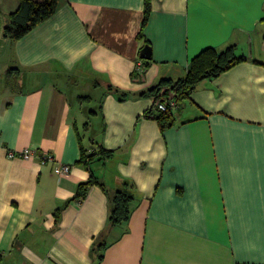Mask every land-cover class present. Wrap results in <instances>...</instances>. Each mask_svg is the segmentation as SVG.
Listing matches in <instances>:
<instances>
[{"label": "crops", "instance_id": "1", "mask_svg": "<svg viewBox=\"0 0 264 264\" xmlns=\"http://www.w3.org/2000/svg\"><path fill=\"white\" fill-rule=\"evenodd\" d=\"M19 4L0 0V264H264V0H150L144 25L145 0H62L11 40ZM230 44L246 59L200 81L172 126L144 116L161 78ZM10 66L23 92L4 86ZM71 76L102 89L90 117L77 100L93 95L72 98ZM25 147L40 153L8 157ZM99 147L112 155L79 162ZM126 183L130 215L111 226L110 196Z\"/></svg>", "mask_w": 264, "mask_h": 264}, {"label": "trees", "instance_id": "2", "mask_svg": "<svg viewBox=\"0 0 264 264\" xmlns=\"http://www.w3.org/2000/svg\"><path fill=\"white\" fill-rule=\"evenodd\" d=\"M61 1L62 0H20L18 9L7 16V21L4 26V35L11 40L24 37L31 29L52 16L60 6ZM149 12L150 0H145L142 25L146 23ZM245 59L246 56L236 53L235 44H230L224 49H217L211 46L204 48L190 60L185 76L178 79L161 78L156 85L147 90V93L153 96L154 103L152 107L145 111L144 116L156 119L161 129L172 126L175 122L172 111L173 108L168 105L166 110H162L159 107L160 103L169 104L171 99L179 103L189 98L200 81L218 76ZM3 83L5 87L13 92H23L20 69L17 66H10L3 76ZM107 89H113L112 85H108ZM121 97H125V93L121 94ZM95 154L108 157L112 155V151L104 147H99L97 152L88 154L82 149L79 162L86 163L87 159L92 158ZM96 182L98 181L95 177L80 182L73 198L83 199L90 186ZM128 188H130V186L126 183L124 188L116 190L114 194L110 196L111 208L109 223L111 226L122 224L130 215V203L133 196ZM104 245L105 242L103 241L99 245L100 249L103 248ZM101 256L102 255L99 257Z\"/></svg>", "mask_w": 264, "mask_h": 264}, {"label": "rangeland", "instance_id": "3", "mask_svg": "<svg viewBox=\"0 0 264 264\" xmlns=\"http://www.w3.org/2000/svg\"><path fill=\"white\" fill-rule=\"evenodd\" d=\"M70 79V78H69ZM62 83V81H60ZM90 80L86 79V78H79L77 76H71L70 79V83L65 84L62 83V85L68 89V91L70 92L71 97L73 95H77V94H91L93 95L90 100L82 97L80 98V100L78 99L77 101H79L78 103H80L83 106V110H85L84 112L89 115L90 114V110L91 109H98L99 107V98L101 96V88H98V90H94L93 87H91L90 85ZM30 85V82L27 81L25 82V87L28 88V86ZM70 85V86H67ZM73 98V97H72ZM78 97H75V99H77ZM74 99V100H75ZM90 117V115H89ZM92 118V117H91Z\"/></svg>", "mask_w": 264, "mask_h": 264}, {"label": "built area", "instance_id": "4", "mask_svg": "<svg viewBox=\"0 0 264 264\" xmlns=\"http://www.w3.org/2000/svg\"><path fill=\"white\" fill-rule=\"evenodd\" d=\"M144 70H145V66H144V63L142 61V59L138 60V62L136 63V66H135V74H134V78L136 80H140L143 76V73H144ZM171 106L172 108L176 107L177 106V102L173 99H171L169 101V104L167 103H160L159 104V107L160 109L162 110H166L167 107ZM40 151L38 149H34V148H30V147H25L21 150H9L8 151V157L12 158V157H23V158H30L32 156H35V155H39ZM56 160L54 155L50 152H45L43 154V161H54ZM71 170V165L70 164H61L59 166V169L58 171L61 173V174H68Z\"/></svg>", "mask_w": 264, "mask_h": 264}, {"label": "water", "instance_id": "5", "mask_svg": "<svg viewBox=\"0 0 264 264\" xmlns=\"http://www.w3.org/2000/svg\"><path fill=\"white\" fill-rule=\"evenodd\" d=\"M141 56L144 58H150V56H151L150 45H144V47L141 49Z\"/></svg>", "mask_w": 264, "mask_h": 264}]
</instances>
